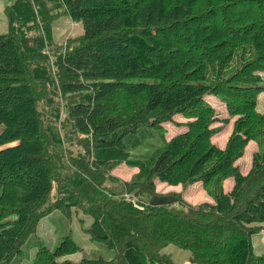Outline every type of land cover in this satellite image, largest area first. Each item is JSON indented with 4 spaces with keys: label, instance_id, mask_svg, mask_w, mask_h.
Returning <instances> with one entry per match:
<instances>
[{
    "label": "trees",
    "instance_id": "16d2710c",
    "mask_svg": "<svg viewBox=\"0 0 264 264\" xmlns=\"http://www.w3.org/2000/svg\"><path fill=\"white\" fill-rule=\"evenodd\" d=\"M4 15L0 147L11 146L0 150V264L28 254L42 218L72 209L91 217L90 242L114 252L78 264H176L168 245L189 251L191 264H264L252 242L264 230V0H16ZM60 16L83 34L55 43ZM177 116L186 132L137 154V134L162 138ZM233 119L220 149L211 139ZM251 141L243 175L235 162ZM119 163L136 170L130 181L110 173ZM198 182L213 203L193 206L175 192L169 205L151 203L157 183ZM31 248L27 264H76L64 257L80 251L69 235L53 251L39 240Z\"/></svg>",
    "mask_w": 264,
    "mask_h": 264
},
{
    "label": "rangeland",
    "instance_id": "374dc122",
    "mask_svg": "<svg viewBox=\"0 0 264 264\" xmlns=\"http://www.w3.org/2000/svg\"><path fill=\"white\" fill-rule=\"evenodd\" d=\"M14 1L15 0H10L7 3V2H5V0H0V35L5 34L7 32V25H6V19H5L4 13H3V8H4V6L11 5ZM52 30H53V41L55 43H62L67 38H74L78 35L83 34L82 24L74 23L66 16H60V17L56 18L52 24ZM51 59H52V57H51ZM51 59L49 60L50 64L52 62ZM262 78L264 80V74H263ZM260 94L262 95L261 97L264 99V91L261 92ZM206 100L209 103L211 102L210 99H208V98H206ZM61 104H62V102H61ZM61 104L59 105L58 109L61 107ZM257 105H258V98H257ZM220 106L222 108H220ZM216 108L219 109L218 111L216 110L218 112L219 119H221V120L222 119H225V120L229 119V117L226 114L227 112H226L224 104L216 105ZM260 113H262V112H260ZM63 116L64 115H62V117ZM233 121H234V119L231 120V122L229 124L223 125V130L220 131L219 134H217L216 136L213 137V139H212L213 144L219 146V148H221V149H223V147H225L224 143H226L225 140H226L227 135L229 133L230 124H232ZM183 122H185V121L181 117L178 116V117H175V121L165 124L164 125V128L166 129L165 135L162 138H160L158 133H156L152 129L148 130L149 133H146V134L142 133V134H145L143 136V138H141V135L137 134L135 136V139H134V141L137 140V138L139 140L137 142V154L141 155V154L147 153L148 156H151V155H153V153L156 151L157 148H159V151H160L162 149V141H164V140L169 141L178 133L179 130H181V128L185 127L184 125H182ZM216 125L218 126L219 124H216ZM186 130H187V128L185 127L184 132H186ZM140 133H141V130H140ZM150 133L153 136L150 135ZM141 139L147 145V148L145 150H142V148L140 146L141 145ZM63 140L65 141L64 145L69 144L71 142L68 138V134H67L66 129H65V134H64ZM73 141H75V140H73ZM1 147H3V146H1ZM67 147H69V146H67ZM246 147H245V149H246ZM69 148H70V150L71 149L73 150V152H74V154H72L73 156H76L75 153L81 152V148L79 146L74 145V143L72 145H70ZM62 149L63 148L61 147L60 150L62 151ZM245 149H244V153H245ZM93 150H94V148H93ZM250 151H251V148L248 147L246 149V154L243 153V155H242V157L244 156L242 159V162H241L242 163L241 168L243 170L246 169L247 166L249 167L248 168L249 171L251 169L250 164L252 163L254 153L250 156ZM253 151L254 152L256 151L254 146H253ZM91 156L92 157L94 156L92 151H91ZM242 157H240L239 159H241ZM92 161H93V159H92ZM70 165H71V163L68 161L67 166L70 167ZM107 168L109 169V166L104 165V169L107 170ZM131 169L132 168L127 166L125 163H119L116 167H114L112 169V171L110 170L111 171L110 173L113 176L117 177V179L120 182H128V181H130L132 176H134L136 173L135 169L134 170H131ZM158 191H160L162 193L158 192V195L155 196V197H157L155 199L157 205H169L170 201L167 199L169 196V194L167 193V188H158ZM163 191L164 192L166 191V192L163 193ZM199 194H200V197H196V198L193 197L192 198L190 203L193 204V206L200 205L202 203H213L212 199L210 200V198L208 197V195L206 194V192L204 190L200 189ZM54 196H56L55 191H53L51 194V197H54ZM123 198L127 202L131 203L135 208L142 209V207L137 203L136 199L134 197H132L131 195L124 194ZM175 207H177V205H175ZM91 222H92L91 217L84 214L80 210L72 209L71 213L69 215H66L64 212H62L60 210L54 211L53 213L49 214L48 216H46L40 220V222H39V224L35 230L34 235L28 240V242L24 246V249H27V248L29 249V251H27L28 254L25 257H23L22 260L18 264H27L28 262H31V260L34 257V254H35V250H36L35 248H31V246H32V244H35L36 240L41 241V243H43L45 246H47V248L49 250L53 251L59 245L61 239L67 235L71 236V238L74 240V242L80 247V251L76 254L66 256V257H64V259L78 264L80 262L82 256L85 254L86 257H90V258H94L95 256L97 257V256L101 255L102 257H105V259L111 260L114 257V252L112 250L107 249L103 245L98 246V245H95V244L90 242L89 236L85 232V229H87L90 226ZM261 238H264V230H262V232H260L259 234L252 236V242L254 244L256 253H262L261 250H264V243L261 240ZM162 252L165 254H170L172 260L176 264H189L190 263L189 251L179 249L174 245L166 246Z\"/></svg>",
    "mask_w": 264,
    "mask_h": 264
},
{
    "label": "crops",
    "instance_id": "0c3cea01",
    "mask_svg": "<svg viewBox=\"0 0 264 264\" xmlns=\"http://www.w3.org/2000/svg\"><path fill=\"white\" fill-rule=\"evenodd\" d=\"M8 1H10V0H5V2H7L8 3ZM16 1V0H15ZM5 7H7V6H4V8ZM4 8H3V13H4ZM5 16V15H4ZM6 19V18H5ZM6 25H7V21H6ZM262 95L260 94L259 96H258V105H257V110L259 111V112H262V113H264V99L261 97ZM206 98H208V99H210V103L206 100ZM205 98V100L207 101V103L208 104H210L215 110H219L218 108H216V105H219V104H222L219 100H217L215 97H213V96H207ZM220 108H222L221 106H220ZM216 111V113H217V117H218V112ZM227 114V113H226ZM220 116V115H219ZM228 116V115H227ZM178 117V116H177ZM180 117V116H179ZM182 118V117H181ZM219 118V117H218ZM183 119V118H182ZM184 120V119H183ZM174 121H175V118H174ZM185 122H186V120H184ZM185 122H183V123H185ZM165 125V124H164ZM219 125H221L220 123H219ZM164 127V126H163ZM165 129V128H164ZM166 130V129H165ZM4 131V126H0V134L2 133ZM185 131V127L184 128H181V130H179L178 131V133L176 134V135H178V134H181V133H183ZM231 131H232V124H230V128H229V133H228V135H227V138H226V140H225V142H227V140H228V138H229V136H230V134H231ZM219 134V133H218ZM217 135V134H216ZM216 135H214V136H216ZM213 136V137H214ZM213 137H212V139H213ZM212 139H211V141H212ZM14 144H16V143H14ZM13 144V145H14ZM224 144H226V143H224ZM9 146H11V145H7V146H3V147H0V150H2V149H4V148H6V147H9ZM217 146V145H216ZM225 146V145H224ZM253 146L255 147V150L257 149V147H256V144L254 143V142H249L248 144H247V147H246V149L248 148V147H250L251 148V151H250V156L254 153V151H253ZM218 148H219V146H217ZM224 148V147H223ZM221 149V148H220ZM246 149H245V153L244 154H246ZM244 157V156H243ZM243 157L241 158V159H239V160H237L236 161V165L240 168V171H241V173L243 174V175H246L247 173H248V166H247V168L246 169H242L241 168V166H242V159H243ZM251 165V164H250ZM131 170H134V169H131ZM160 184V185H159ZM232 186H233V180L231 179V178H229V179H227V180H225L224 181V183H223V188H224V190H225V192H229L231 189H232ZM158 188H167V193H169V192H175V193H181L182 195H183V197H184V199L186 200V201H188L189 203L191 202V200H192V198L193 197H200V194H199V191H200V189H202L203 190V188H202V185H201V183H194V184H192V185H190V186H188L185 190H183L182 189V187L181 186H177V187H172V186H167V185H165V184H161V183H157V188H156V191L157 192H159V193H162V192H160V191H158ZM166 192V191H165ZM164 191H163V193H165ZM209 197V196H208ZM194 198V199H195ZM210 198V197H209ZM155 199L156 198H153L152 199V201H151V203L152 202H154L155 201ZM169 201H170V203H173L175 200H174V198L171 196V195H169L168 196V198H167ZM210 200H211V198H210ZM207 201V200H206ZM209 201V200H208ZM152 204H154V203H152ZM155 204H157V203H155ZM173 205H175V204H173ZM261 240L263 241V243H264V238H261ZM189 263V262H188ZM190 264V263H189Z\"/></svg>",
    "mask_w": 264,
    "mask_h": 264
},
{
    "label": "clouds",
    "instance_id": "9594fccd",
    "mask_svg": "<svg viewBox=\"0 0 264 264\" xmlns=\"http://www.w3.org/2000/svg\"><path fill=\"white\" fill-rule=\"evenodd\" d=\"M230 191H231V190H230ZM230 191H229V192H230ZM190 264H191V263H190Z\"/></svg>",
    "mask_w": 264,
    "mask_h": 264
}]
</instances>
